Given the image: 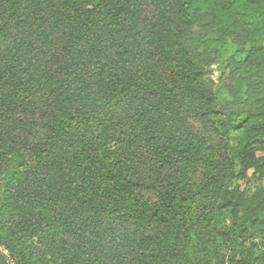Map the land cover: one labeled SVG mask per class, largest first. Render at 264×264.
<instances>
[{
	"label": "trees",
	"instance_id": "1",
	"mask_svg": "<svg viewBox=\"0 0 264 264\" xmlns=\"http://www.w3.org/2000/svg\"><path fill=\"white\" fill-rule=\"evenodd\" d=\"M263 176L264 0H0L20 264H264Z\"/></svg>",
	"mask_w": 264,
	"mask_h": 264
},
{
	"label": "built area",
	"instance_id": "2",
	"mask_svg": "<svg viewBox=\"0 0 264 264\" xmlns=\"http://www.w3.org/2000/svg\"><path fill=\"white\" fill-rule=\"evenodd\" d=\"M0 257L3 259L4 264H20L17 258L11 255L2 244H0Z\"/></svg>",
	"mask_w": 264,
	"mask_h": 264
},
{
	"label": "rangeland",
	"instance_id": "3",
	"mask_svg": "<svg viewBox=\"0 0 264 264\" xmlns=\"http://www.w3.org/2000/svg\"><path fill=\"white\" fill-rule=\"evenodd\" d=\"M259 181H262L264 184V176L259 180L257 178H248L243 181V186L249 189V191H253Z\"/></svg>",
	"mask_w": 264,
	"mask_h": 264
}]
</instances>
